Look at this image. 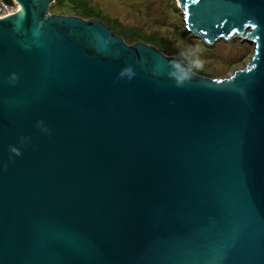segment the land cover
<instances>
[{
	"label": "water",
	"instance_id": "95a60500",
	"mask_svg": "<svg viewBox=\"0 0 264 264\" xmlns=\"http://www.w3.org/2000/svg\"><path fill=\"white\" fill-rule=\"evenodd\" d=\"M0 19V264H264V0H175L222 79L97 18Z\"/></svg>",
	"mask_w": 264,
	"mask_h": 264
},
{
	"label": "rangeland",
	"instance_id": "374dc122",
	"mask_svg": "<svg viewBox=\"0 0 264 264\" xmlns=\"http://www.w3.org/2000/svg\"><path fill=\"white\" fill-rule=\"evenodd\" d=\"M84 1L100 13L97 19L113 30L118 21L147 36L156 35L167 40L174 56L190 60L195 72H202L210 79H222L245 68L254 54V44L241 42L237 37L231 41H217L210 48L188 32L186 38H182L179 29H185L184 17L176 12L175 0ZM50 13L55 14L51 8Z\"/></svg>",
	"mask_w": 264,
	"mask_h": 264
},
{
	"label": "trees",
	"instance_id": "16d2710c",
	"mask_svg": "<svg viewBox=\"0 0 264 264\" xmlns=\"http://www.w3.org/2000/svg\"><path fill=\"white\" fill-rule=\"evenodd\" d=\"M4 2H6L7 4H12V0H4ZM175 8L176 12L181 14L176 6V3ZM51 11L57 15H73L82 19L98 18L99 16H101L99 12H96V10L84 0H54ZM115 23L117 24V27L115 30L110 28L111 31L121 37L128 45L142 42L156 47L161 53L166 56H174V51L172 49L171 43L167 40H164L156 35L147 36L137 29L125 27L118 21H115ZM179 31L181 37L185 39L188 35L186 29H179ZM205 46L208 48L212 47L208 45ZM180 59L184 63H186L192 70L194 69L193 64L190 60H186L184 58ZM195 73L204 77V74L202 72L196 71Z\"/></svg>",
	"mask_w": 264,
	"mask_h": 264
},
{
	"label": "built area",
	"instance_id": "2783aa9c",
	"mask_svg": "<svg viewBox=\"0 0 264 264\" xmlns=\"http://www.w3.org/2000/svg\"><path fill=\"white\" fill-rule=\"evenodd\" d=\"M19 9V5L12 0V4H7L4 0H0V19L14 15Z\"/></svg>",
	"mask_w": 264,
	"mask_h": 264
}]
</instances>
